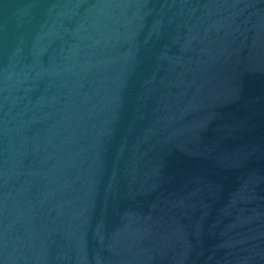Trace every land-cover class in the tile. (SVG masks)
I'll list each match as a JSON object with an SVG mask.
<instances>
[{
    "label": "water",
    "instance_id": "water-1",
    "mask_svg": "<svg viewBox=\"0 0 264 264\" xmlns=\"http://www.w3.org/2000/svg\"><path fill=\"white\" fill-rule=\"evenodd\" d=\"M0 264H264V0H0Z\"/></svg>",
    "mask_w": 264,
    "mask_h": 264
}]
</instances>
